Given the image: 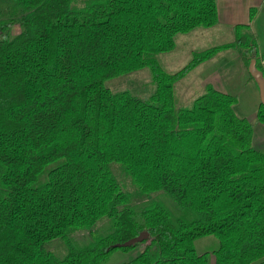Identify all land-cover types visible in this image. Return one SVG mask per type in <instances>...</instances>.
Wrapping results in <instances>:
<instances>
[{"label": "trees", "instance_id": "16d2710c", "mask_svg": "<svg viewBox=\"0 0 264 264\" xmlns=\"http://www.w3.org/2000/svg\"><path fill=\"white\" fill-rule=\"evenodd\" d=\"M218 23L217 0H0V264H104L137 245L120 264H264L254 123L211 84L187 106L174 96L220 50L264 71L251 25L177 71L158 60L178 34ZM142 68L156 85L145 96L106 84ZM102 220L108 230L95 234ZM143 231L147 240L115 247ZM209 235L217 248L198 252ZM57 239L62 257L47 247Z\"/></svg>", "mask_w": 264, "mask_h": 264}, {"label": "rangeland", "instance_id": "374dc122", "mask_svg": "<svg viewBox=\"0 0 264 264\" xmlns=\"http://www.w3.org/2000/svg\"><path fill=\"white\" fill-rule=\"evenodd\" d=\"M221 15L224 17V14ZM196 30L197 31L194 29V31L192 30L188 33L178 34L175 38V48L172 51L160 53L158 55V60L168 72L177 71L185 66L192 59L195 51L221 45L235 39V31L233 27L215 25L209 28H196ZM251 30L257 37L259 47L264 51V6L257 11ZM238 54V51L234 49L220 50L215 56L208 59L210 60L209 68L206 70L201 69L199 73L190 72L185 77L178 80L174 84L175 103L177 106L189 105L191 101L196 96L200 95L205 89L204 84H202V72L206 71L209 75L211 70L215 69V74H211L210 76L211 85L221 91L232 94L236 98L235 111L239 116L247 117L254 123V132L256 136L254 146L257 149H263L264 123L255 121L253 116H256V113L260 108V89L258 83L253 77L250 81L246 79L243 68L241 67L242 59L240 60V55L238 56ZM263 65L261 64L264 68ZM204 66L205 65H202L201 68ZM245 69L249 75L246 66ZM106 84L112 90L128 89L141 96L151 93L156 87L150 78V71L148 68L139 69L127 76L116 77L107 81ZM156 195V197H160L159 199L162 200L175 214L179 213V208L170 197L162 193ZM109 225V221L102 220L92 229V231H97L95 234L105 233L107 232ZM90 234V232L84 231L80 232L78 237H80V239H87ZM194 246L200 253L206 251L212 253L218 246V239L214 235L204 236L196 239L194 241ZM47 247L60 257L66 254V248L59 239L51 241ZM143 247V245H137L129 250L117 249L110 255L109 259L104 264H120L132 259L140 253Z\"/></svg>", "mask_w": 264, "mask_h": 264}, {"label": "crops", "instance_id": "0c3cea01", "mask_svg": "<svg viewBox=\"0 0 264 264\" xmlns=\"http://www.w3.org/2000/svg\"><path fill=\"white\" fill-rule=\"evenodd\" d=\"M263 6H264V0H217V8H218V14H219V23L217 24V26L223 25L225 27H232L236 24H241V23L247 24V23H249L252 27V24H253L255 17L252 20H250V17H249L250 9L251 8H258V11H259L260 8ZM221 14H224V17H222ZM195 31H197V30L195 29ZM238 56H239V54H238ZM241 59L242 58L240 57V60ZM259 59L261 61L260 63L263 65L264 51H262L260 47H259ZM209 63H210V60H206L204 62H201L195 68H193L190 72L191 73H194V72L199 73L201 71V69L206 70L207 68H209ZM202 65H205V66L203 68H201ZM241 67L243 68L246 79L248 81H250L251 78L247 74V71L245 69V64L242 62V60H241ZM215 72H216L215 69L211 70L209 75H208V72H206V71L202 72V76H203L202 77V82H203L202 84H204V86H206V84H211L210 76H211V74L214 75ZM202 84H201V86H202ZM260 99H261V97H260ZM253 116L255 118V115H253ZM255 137L256 136L254 134V142L256 139Z\"/></svg>", "mask_w": 264, "mask_h": 264}, {"label": "water", "instance_id": "95a60500", "mask_svg": "<svg viewBox=\"0 0 264 264\" xmlns=\"http://www.w3.org/2000/svg\"><path fill=\"white\" fill-rule=\"evenodd\" d=\"M250 75L256 80L260 89L261 103L264 104V71L259 69L256 65V60L252 59L248 66ZM149 237L148 231H143L139 235L132 237L124 243L116 244L115 247H129L137 243L147 240Z\"/></svg>", "mask_w": 264, "mask_h": 264}]
</instances>
